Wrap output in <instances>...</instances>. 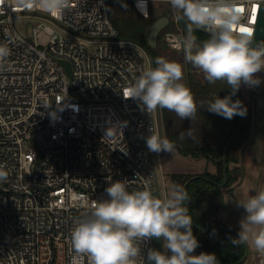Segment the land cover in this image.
I'll return each instance as SVG.
<instances>
[{
  "label": "built area",
  "instance_id": "1",
  "mask_svg": "<svg viewBox=\"0 0 264 264\" xmlns=\"http://www.w3.org/2000/svg\"><path fill=\"white\" fill-rule=\"evenodd\" d=\"M108 1L71 0L57 18L0 0V44L10 49L0 63V167L8 172L0 183V264H72L70 233L86 215L82 200L106 199L116 180L154 194L155 153L145 140L157 133L159 109L148 113L122 94L152 56L119 36ZM132 1L150 15L151 0ZM242 6L254 37L264 0ZM170 10L178 30H166L164 40L177 48L186 33ZM20 16L41 19L24 35L15 25ZM153 240L142 244L145 258Z\"/></svg>",
  "mask_w": 264,
  "mask_h": 264
},
{
  "label": "clouds",
  "instance_id": "2",
  "mask_svg": "<svg viewBox=\"0 0 264 264\" xmlns=\"http://www.w3.org/2000/svg\"><path fill=\"white\" fill-rule=\"evenodd\" d=\"M17 7H27L60 18L71 0H13ZM186 19L185 36L177 39L176 47L183 50L184 61L198 69L209 84L223 82L231 88L229 95L197 105L193 93L182 81L184 66L164 57L155 59L156 67H148L123 89L125 99L137 100L148 113L160 110L174 112L181 120L194 121L200 108L225 119L246 116L247 109L239 99L233 100L242 84L259 86L257 73L264 71V41L253 43L254 28L244 21L243 0H168ZM254 7V0H248ZM195 30L208 33L202 43ZM10 55V49L0 44V63ZM109 130V129H108ZM145 143L149 152L173 153L175 142L150 130ZM194 138L193 129L179 134V139ZM108 135V131H107ZM8 179V172L0 167V183ZM237 201L244 209L239 231L231 238L233 246L249 245L264 256V189L253 190ZM106 199L80 202L86 215L74 223L70 241L75 255L72 264H219L214 253L194 254L200 247L193 235L192 216L186 202L190 199L186 188L172 184L161 199L148 188L128 191L125 181L116 180L104 189ZM153 238L163 240V251L149 248L142 254V244Z\"/></svg>",
  "mask_w": 264,
  "mask_h": 264
},
{
  "label": "trees",
  "instance_id": "3",
  "mask_svg": "<svg viewBox=\"0 0 264 264\" xmlns=\"http://www.w3.org/2000/svg\"><path fill=\"white\" fill-rule=\"evenodd\" d=\"M124 1L125 0L108 1L110 16L118 29L120 37L134 39L147 47L151 53L154 68L156 67L155 59L161 57V46L152 47L148 42L147 32L149 26L157 17L151 14L146 16L140 11V14L137 15L125 14L122 8ZM129 1L131 5H133V1ZM184 22L185 26L188 27L186 19H184ZM194 35L202 41L208 38V33L203 30H195ZM181 60L184 61L183 50ZM185 65L188 72V87L191 89L198 107L200 103L203 102L207 104L208 101L213 100L216 96L223 98L231 93V88L225 83L217 82L216 84H209L204 79L203 74L199 76L193 72L196 68L191 64L185 62ZM232 99L241 100L238 92ZM161 112L164 119L166 136L174 141L175 146L184 152L213 159L217 163V172L204 173L211 174L219 182L223 181L224 146L235 132L239 121L243 117L235 116L229 120L220 115L208 112L206 108H200L194 121H192L189 119L181 120L174 112H169L166 109L161 110ZM251 122V116L243 122L228 148V159L233 161L239 159L241 147L251 136ZM189 128L193 129L194 138H188L187 133H185V138L182 140L179 139L180 132L186 131ZM191 175L192 173L190 172L173 171L172 179L175 184L183 185L185 179ZM199 179L200 177L198 176L195 178V181H199ZM232 182L233 180L231 179L227 185H231ZM186 190L187 192L189 191V189ZM218 192L219 185L215 183L213 186V193L216 194ZM186 204L192 216L193 235L198 239L200 244V247L195 250L194 254L199 255L201 252L214 253L219 264H232L240 260L246 251V244H241L239 246H233L231 244V238L237 235L239 229L221 225L226 222L219 215L220 205L215 202L212 197L190 204L186 202Z\"/></svg>",
  "mask_w": 264,
  "mask_h": 264
},
{
  "label": "rangeland",
  "instance_id": "4",
  "mask_svg": "<svg viewBox=\"0 0 264 264\" xmlns=\"http://www.w3.org/2000/svg\"><path fill=\"white\" fill-rule=\"evenodd\" d=\"M150 2V14L152 16L159 17L163 14H167L170 17V21L160 31V37L158 36V45L161 46V57L169 61L179 62L184 66V79L182 82L188 87V72L185 62L181 60L182 49L172 47L164 40V32L166 30H178L170 10V4L167 0H151ZM122 8L125 14H140L134 5H131L129 0L124 1ZM40 19L39 17L20 16L15 19V25L20 33L27 35L32 32V25ZM262 41H264V39H262ZM151 67H153V62H151ZM193 72L199 76L202 75L198 69H195ZM256 75L262 80L259 86H250L246 84L240 86L241 92L249 106V116H251L252 119L251 126H253V118L255 119L254 140L248 147L245 155L246 162H248L249 156H253L252 165L250 164L251 166H247L246 170L248 178L238 186L231 187L237 182L234 181L231 186L219 187V192L214 195V200L220 205L222 216L228 222H239L244 215V209L238 207L237 201L243 200L248 194H254L253 190L259 191L264 189V71ZM157 133L162 137L166 136L164 119L160 109L158 110ZM154 162L163 198L167 195L171 185L174 184L172 179L173 171L202 172L206 169L211 170L214 168L213 163H210L206 157L195 156L192 153L184 152L176 146L173 153H155ZM242 264H260L259 255H249Z\"/></svg>",
  "mask_w": 264,
  "mask_h": 264
},
{
  "label": "water",
  "instance_id": "5",
  "mask_svg": "<svg viewBox=\"0 0 264 264\" xmlns=\"http://www.w3.org/2000/svg\"><path fill=\"white\" fill-rule=\"evenodd\" d=\"M169 21H170V17L167 14H163V15L157 17L149 26L148 32H147V38H148L149 44L152 47L158 46L159 33ZM180 23H181L183 30L186 33L187 27L185 26L184 19H180ZM262 39H264V13H263V11L261 12L259 23L257 26V30L255 33V36L253 37V43L255 44V43L261 42ZM197 41L200 43L203 42L202 40H199L198 38H197ZM62 62L67 66L68 70L70 71L71 70L70 62L67 60H62ZM237 92H238V95H239L241 101L243 102L244 106L247 109V113H246V116H244L239 121V123L235 129V132L229 138L226 145L224 146V153H223V161H224V165H225L224 180L220 181V182L217 180H212V182L218 184L219 187H225L226 183H227V179H228V162H227L228 148H229L232 140L234 139V137L238 133L239 129L241 128L243 122H245L247 120V118L249 117V106H248V104H247V102H246V100H245V98L241 92V88H239V90ZM254 136H255V119L253 118V126H252L251 136H250L249 140L246 143H244V145L241 147V150H240V163L233 165V171L232 172L236 175H240V180L237 181L236 183H234L233 186H231V187H234L236 185L238 186V185L242 184L248 178L246 175V173H247L246 170H247V166H249L250 164L252 165V162L250 160L251 158H248V162H246L245 155H246L248 147L252 144V142L254 140ZM263 155H264V143H263ZM154 195H156L158 198H161V199L163 198L159 179H158V174H157V185H156V189L154 190ZM221 225L225 226V227H233V228L239 229L238 226H236L232 223H229V222L222 223ZM153 239L154 240H153V247L152 248L163 251V246H162L163 240L162 239H156V238H153ZM255 254H258V253L253 248H251L249 245H246V251H245L244 255L241 257L240 260H238L232 264L242 263L249 257V255L254 256Z\"/></svg>",
  "mask_w": 264,
  "mask_h": 264
},
{
  "label": "flooded vegetation",
  "instance_id": "6",
  "mask_svg": "<svg viewBox=\"0 0 264 264\" xmlns=\"http://www.w3.org/2000/svg\"><path fill=\"white\" fill-rule=\"evenodd\" d=\"M251 157L253 158V156ZM207 160L210 163H213L214 168L211 170L206 169L202 172H190L192 173V175L186 178L182 185V186H185L186 189H189L188 194H189L190 199L187 201V203L189 204L195 203L199 200L203 201L204 199L208 197H212L214 200L215 193H213V186L215 183H213L212 180H216V178L212 176L211 174L209 173L205 174L204 172L215 173L217 172L218 168H217V163L213 159L207 158ZM227 162H228V179H227L226 186H229L227 184L229 183L231 179L233 180L232 184L234 183V181L240 180V175H236L232 172L233 165L240 163V157L237 161H233L231 159H228L227 157ZM224 170H225V165L223 161V174H224ZM198 176L200 177L199 181H195V178H197Z\"/></svg>",
  "mask_w": 264,
  "mask_h": 264
},
{
  "label": "crops",
  "instance_id": "7",
  "mask_svg": "<svg viewBox=\"0 0 264 264\" xmlns=\"http://www.w3.org/2000/svg\"><path fill=\"white\" fill-rule=\"evenodd\" d=\"M249 158H251L250 160H251V162L253 161V159H252V157L251 156H249ZM218 203V202H217ZM219 204V203H218ZM219 214H220V217L225 221V222H228L223 216H222V214H221V211H220V209H219ZM229 223H232V224H234V225H236V226H238L239 227V222H229Z\"/></svg>",
  "mask_w": 264,
  "mask_h": 264
}]
</instances>
